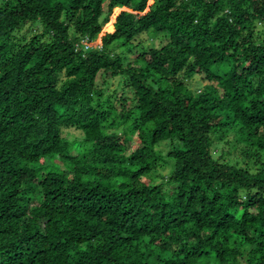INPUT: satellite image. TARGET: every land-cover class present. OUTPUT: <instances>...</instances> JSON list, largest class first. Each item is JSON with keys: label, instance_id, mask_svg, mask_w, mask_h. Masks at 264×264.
I'll return each mask as SVG.
<instances>
[{"label": "trees", "instance_id": "obj_1", "mask_svg": "<svg viewBox=\"0 0 264 264\" xmlns=\"http://www.w3.org/2000/svg\"><path fill=\"white\" fill-rule=\"evenodd\" d=\"M0 264H264V0H2Z\"/></svg>", "mask_w": 264, "mask_h": 264}, {"label": "rangeland", "instance_id": "obj_2", "mask_svg": "<svg viewBox=\"0 0 264 264\" xmlns=\"http://www.w3.org/2000/svg\"><path fill=\"white\" fill-rule=\"evenodd\" d=\"M2 0H0L1 3ZM154 0H149V4H152ZM120 12V9H117L114 11V13L110 16V21H115L116 15ZM258 28L261 30L263 29V26L261 24L258 25ZM107 29V30H106ZM111 29V25H107L101 35L105 31H108ZM112 30V29H111ZM42 28L41 26L38 27L35 32H41ZM32 33V32H31ZM30 35V33H29ZM166 41V38L164 35H155L152 32H145L144 34L140 35L138 39H136L132 44L128 46H121L118 47L116 45L115 51L122 54L124 57V63L127 65L130 61L133 62L134 65L137 67H145L146 63L141 59V57H137L138 52L141 51L145 47H150V46H160L162 43ZM101 44V36L94 42L89 43V47L94 46L97 47ZM85 45V44H84ZM114 46V45H113ZM127 76L125 74H120L115 77H109V76H104V78L99 77L98 80L101 82L102 79H105V84L102 83L104 88L106 89V94L113 93L117 91V94L120 96L123 92L126 94V96H132V88L129 87L128 85H125L127 83ZM156 80V81H155ZM149 83L156 86L159 85H166V81L164 79L160 80L159 79V74L158 73H152L149 77ZM187 82L189 83V86L194 90V91H200L205 89L207 86L210 85H216L218 87L217 82L215 81H210L206 78H204L203 74H194L190 76V78L187 79ZM132 124V119H129V122L127 123L128 126ZM111 132H117V133H124V129L119 128V129H111ZM236 131V130H235ZM128 133V136L131 140L132 145H136L135 143L137 142V136L135 133L129 132V130H126ZM82 132L79 130H68L67 137L68 141L70 142L71 146H80V148L83 146V142L81 139L82 137ZM235 134L237 135V138H235ZM240 136H238L237 132H230L228 134V144H224L220 142V145H218L217 152L218 153H229L230 154V159L235 161L237 159L236 153L238 149H234L236 140H239ZM159 148H162L164 152L167 151L168 149V144L163 143ZM235 150V152H234ZM242 159L240 158V163H242ZM170 168H159L154 174L149 176L147 180L151 181L152 183L158 184V183H163L165 187H168V184L166 182L167 177L169 175Z\"/></svg>", "mask_w": 264, "mask_h": 264}, {"label": "built area", "instance_id": "obj_3", "mask_svg": "<svg viewBox=\"0 0 264 264\" xmlns=\"http://www.w3.org/2000/svg\"><path fill=\"white\" fill-rule=\"evenodd\" d=\"M84 44H85V47H86V48H87V47H89V46H88V45H89V43H86V42H85Z\"/></svg>", "mask_w": 264, "mask_h": 264}]
</instances>
